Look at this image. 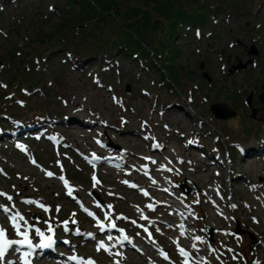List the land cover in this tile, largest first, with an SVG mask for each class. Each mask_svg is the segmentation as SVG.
<instances>
[{
  "label": "rangeland",
  "instance_id": "rangeland-1",
  "mask_svg": "<svg viewBox=\"0 0 264 264\" xmlns=\"http://www.w3.org/2000/svg\"><path fill=\"white\" fill-rule=\"evenodd\" d=\"M211 2L217 12L202 25L186 26L187 33L177 38L174 65L180 71L174 79L152 50L154 70L127 52L112 57L89 52L78 57L67 47L48 51L57 41L31 40L39 31H53L64 0H0V191L13 196L16 210L28 224L56 240L53 253L40 249L31 257L32 264H46L38 257L74 264L68 259L73 255L91 258L96 264H182L184 258L173 243L177 239L162 231L177 218L154 217L148 204L155 205L158 212L166 208L184 214L179 224L184 225L185 235H173L181 237L182 247L192 245V236L201 237L198 250L191 247L193 261L264 264V207L253 201L255 188L264 190V105L258 99L264 85V0ZM252 46L256 55L248 54ZM26 52L30 53L26 65H20ZM234 65L239 67L233 70ZM14 73L20 78L11 84ZM105 90L104 99L101 91ZM251 92L253 98L247 104L245 98ZM70 94L83 95L76 97L87 107V114L68 109ZM214 101L225 103L236 115L215 118L210 111ZM253 109L256 118L251 117ZM186 113L191 120L177 125V119ZM72 116L88 124L89 137L79 145L69 135L73 129L67 127ZM18 127L23 128L16 133ZM189 150L197 158L188 157ZM248 152L254 156L247 157ZM168 153H176L173 166L166 160L170 159ZM257 157L255 164L249 161ZM194 165H207L209 171H190ZM48 171L54 176L48 177ZM60 176L74 188L75 199L66 195ZM94 176L99 181L95 187ZM116 177L120 180L113 181ZM146 178L158 180L157 191L163 198L142 194L140 190L148 188L143 182ZM125 180L138 187H130ZM182 182L187 188L184 192L179 186ZM203 188L210 190L207 203L200 200ZM25 199L40 201L51 211L23 203ZM242 199L254 203L255 209L249 210ZM97 202L101 208L96 207ZM8 203L0 197V204ZM108 205L117 229L102 232L83 208L95 213L107 228L110 221L104 219V211ZM137 206L155 227L140 219ZM201 206H205L206 216ZM121 215L128 219H116ZM132 220L149 227L155 243ZM45 221L52 224L54 234L47 231ZM64 221H68V231ZM0 226L9 236L19 237L3 213ZM208 228L212 241L207 239ZM238 228L240 234L235 233ZM119 229L125 230L131 242L116 245ZM30 234L41 241L34 231ZM88 234L93 237L90 242L84 240ZM108 235L113 240H107ZM100 241L112 253L122 255L97 251ZM158 249L170 259L164 260ZM19 256L10 254L7 259L18 260Z\"/></svg>",
  "mask_w": 264,
  "mask_h": 264
},
{
  "label": "trees",
  "instance_id": "trees-1",
  "mask_svg": "<svg viewBox=\"0 0 264 264\" xmlns=\"http://www.w3.org/2000/svg\"><path fill=\"white\" fill-rule=\"evenodd\" d=\"M211 1L64 0L53 31H39L31 43L36 40L44 44L57 41L48 51L67 47L78 57L89 52L111 57L116 52H127L154 70L156 66L151 63L149 54L152 50L155 56L162 59L160 66L176 79L180 71L174 65L179 51L177 38L187 33L186 26L202 25L217 12ZM26 54L19 59L20 65H26L30 53ZM160 76L168 86L164 76ZM19 78L20 74L14 73L11 84ZM170 81L172 83L173 79L170 78ZM38 85L37 82L35 86Z\"/></svg>",
  "mask_w": 264,
  "mask_h": 264
},
{
  "label": "snow or ice",
  "instance_id": "snow-or-ice-1",
  "mask_svg": "<svg viewBox=\"0 0 264 264\" xmlns=\"http://www.w3.org/2000/svg\"><path fill=\"white\" fill-rule=\"evenodd\" d=\"M50 10H52L51 7H50ZM0 33H2V30H0ZM3 34L7 35L6 33H3ZM197 35H199V32L197 33ZM98 143H99V141H98ZM188 143L191 144V143H193V141L189 140ZM32 163L35 164L36 161L33 160ZM153 163H155V161H153ZM166 170L172 171L171 169H166ZM46 175L51 178L54 176V173L48 171V172H46ZM145 175H147V172H145ZM25 179H27V178H25ZM59 179L63 182L64 188L66 189V195H68L69 197H73L75 199V197L73 196L74 188L69 184V181L67 179H65L64 176H60ZM123 183L128 184L130 187H132L134 189L138 187L136 184H129V181H127V180L123 181ZM152 183L155 184L156 181L152 180ZM97 184H99V181L94 176L93 177V187H95ZM140 191L142 192V194L144 196H146V197L149 196V192L147 190L141 189ZM164 191L167 192L168 189H164ZM110 195H111V193H110ZM0 197H4L9 202L8 204H0V213H3L6 216L11 227L14 229L15 234L17 236L21 237V239L10 238L8 231L4 227L0 226V264H32L31 257L33 255V252L35 251V248L39 247L42 249H51L53 247V245L55 244V240L53 239V235H47L46 236L45 232L42 231L39 227H35L34 225L28 224L25 217L18 210H16V205H15V202H14L12 195H9L3 191H0ZM22 202L26 203V204H30V205H35L36 207L40 208L41 210H43L46 213L51 211L50 206H47L44 203L37 201V200L25 199ZM196 202L198 203L199 201H196ZM96 207L101 208V205L97 202ZM146 207L149 210L155 211V205H153V204H148V205H146ZM232 207L234 208L235 205H232ZM107 208H108V211H104V219L110 221V223L107 225V228H106L105 224L99 220V218L96 216L95 213H93L92 211H90L87 208H83V210L87 213L88 216L93 217L94 219L97 220V225H98L100 231H102V232L106 231L107 229H117V224L115 222V219H112V215H111L112 206L108 205ZM137 208L141 212L140 219L145 220V221H149V217L143 214V210L139 209L138 206H137ZM56 211H60L59 206H57ZM180 214L182 216L184 215L183 213H180ZM189 214H191V213H189ZM74 215L75 214L73 213V216ZM116 219H125L126 220L128 218L121 215V216L116 217ZM130 222L132 225H134L138 228H142L143 231L145 233H147L148 239L151 240L153 243H155V241L152 238V233L149 231V227L154 222L149 221V227H146L144 225H139V224H137V222L135 220H132ZM45 223L47 224V231L49 233L54 234V227L52 226V224L48 221H45ZM72 223H76V221L72 220ZM63 224H64V230L68 231V228H67L68 221H64ZM179 228H180V235L184 236L185 235L184 225L180 224ZM31 231H34L35 234L41 238L40 244L33 245L32 239L30 238V232ZM119 231L122 234L123 240L131 242L129 240V237L127 236V234H125L124 229H119ZM156 231L159 232L160 228L157 227ZM136 235H140V233L137 232ZM106 239L111 241V240H113V237L111 235H108L106 237ZM194 239L196 241L203 242L201 240V237H199V236H196ZM65 243H67V241ZM173 243L176 244L177 251H178L179 255L184 258L182 264H200L199 261H193L192 260L190 252L187 251L185 249V247H182L180 245L178 239L174 240ZM25 247L28 249V251L21 252V249L25 248ZM112 247H115V245H113ZM191 247L195 249L196 244L193 243L191 245ZM101 250L107 252L109 255H117V256L122 255L120 252L112 253L111 248L106 246L103 241H100L98 246H97V251H101ZM158 251L164 260L170 259L169 254L167 252H165L163 249H158ZM211 251L215 252L216 250L212 249ZM229 251H232V250L229 249ZM15 253H20L18 260L17 259H7V257L10 254H15ZM216 258L219 259V256H217ZM232 258L237 259V256L234 255ZM68 259L71 261H76L77 264H96V261L91 259V258L84 260V258H78L76 256H72V257H69ZM115 264H120V262L116 261ZM203 264H210V262H208L207 260H204ZM253 264H259V262L254 261Z\"/></svg>",
  "mask_w": 264,
  "mask_h": 264
},
{
  "label": "bare ground",
  "instance_id": "bare-ground-1",
  "mask_svg": "<svg viewBox=\"0 0 264 264\" xmlns=\"http://www.w3.org/2000/svg\"><path fill=\"white\" fill-rule=\"evenodd\" d=\"M87 68V67H86ZM101 95L104 97L105 99V96L107 95L106 94V90L105 91H101ZM76 96H79V97H83V95H76ZM70 94L68 96V101L69 103L67 104L68 106V109L70 111H80L81 113L83 114H87V107L85 105H83L82 103H80L78 100H77V97ZM189 121L191 120V116L190 115H187V113L183 116V117H180L177 119V125H183L184 121ZM68 131H69V128H72L74 132H70V137H73V140L77 143V145H79L80 142H83V141H86V138L89 137V136H86L87 135V129H88V124L81 120V118L79 116H72V119H70L68 121ZM22 128L23 127H18L17 130H16V133H19L22 131ZM119 139H123L124 140V137H119ZM11 140V139H9ZM137 145H140L139 143ZM179 153V152H178ZM194 154V155H193ZM193 154L191 153V150H189V154L187 155L188 157H195L197 158V155L195 154V152H193ZM168 156L170 157V159L166 158L167 162H169L170 165H174V160H175V156H176V153H172V154H169L168 153ZM251 156H254L252 154V152H248L247 154V157H251ZM258 160V157L257 158H254V159H251L249 160L252 164H255V162ZM95 161V159H94ZM207 166V165H206ZM201 167L200 165H194L192 166L190 169V171H194L195 173L198 172V171H209V167ZM189 174L191 172H188ZM187 173V174H188ZM190 176V175H189ZM113 181H119L120 178L119 177H116V178H112ZM160 180V178H159ZM156 183L153 184L151 180L149 179H144L143 182H145V185L148 187L147 190L149 192V196L153 195V198H157L158 200L160 198H163V195L160 194L159 191H157L158 187L157 185L159 184L158 183V180H155ZM247 183H249L247 181ZM251 184V183H250ZM160 185V184H159ZM261 186V185H260ZM262 187V186H261ZM255 193L253 194V201L254 202H258L262 207H264L263 203H264V190L262 189H259V188H255ZM251 192V191H250ZM210 193V190L207 189V188H203L202 189V192H201V197H200V200L202 201V203H207L209 201L208 199V194ZM220 202H222L223 200L220 199L219 200ZM240 202L246 204L247 207H249V210L251 209H255V205L254 203L252 202H247L245 201V199H242L240 200ZM238 206V205H236ZM143 210V209H142ZM144 211V210H143ZM201 211L202 213L206 216L207 213H206V210H205V206H201ZM150 215L154 216V217H159V218H170V219H173L175 220L177 218L178 221H175L174 224L172 225H165L163 226L162 228V231H163V234L165 235L164 232H167V234H171L170 236H173V238L175 239H178V238H181V237H177L175 235H173L174 233H179L180 230H179V220H184L182 215H179L177 212H174V211H168L166 208H162L160 209V212H158L157 210L152 212ZM155 227V225H152ZM195 237L192 236V239H191V243H196V249H198V245H199V242L196 241L194 239ZM172 239V238H170ZM41 243V241H40ZM39 243V244H40ZM56 245V240H55V244L53 245V247L51 249H48L49 252H52L53 251V248L54 246ZM186 247V250L191 252V245L189 246L188 244L185 245ZM52 250V251H51ZM40 248L35 252V254L37 253H40ZM53 253V252H52ZM64 259H66L64 256H63ZM38 260H40V262L42 263H46V264H53V263H56L55 259L54 258H41V257H38ZM204 262V260H203ZM57 264V263H56Z\"/></svg>",
  "mask_w": 264,
  "mask_h": 264
},
{
  "label": "water",
  "instance_id": "water-1",
  "mask_svg": "<svg viewBox=\"0 0 264 264\" xmlns=\"http://www.w3.org/2000/svg\"><path fill=\"white\" fill-rule=\"evenodd\" d=\"M248 54H252V55H256L257 54V50L255 49L254 46L250 47L249 51H248ZM249 61V60H248ZM247 61V62H248ZM246 62V63H247ZM242 67L245 66V64H242L241 65ZM239 66L237 65H234L232 68L233 70L237 69ZM229 71H231V69H229ZM204 75H206V73H203ZM263 90L262 92L259 94V99L263 102L264 104V85H263ZM252 95L253 93H250L248 96H247V100L246 102L248 104L251 103V98H252ZM210 111L211 113L214 115L215 118L217 119H228L230 117H233L236 115V112L230 108L228 105L224 104V103H221V102H215V103H212L210 105ZM251 117L252 118H256V110L253 109L252 113H251ZM179 186L182 188V189H185V184L182 182L179 184ZM210 230V232H209ZM211 231L212 229L211 228H208V230L206 229V235L208 236V240L211 241L212 240V235H211ZM236 234H240L241 233V230L238 228V231H235ZM252 239L254 238V236H251Z\"/></svg>",
  "mask_w": 264,
  "mask_h": 264
}]
</instances>
